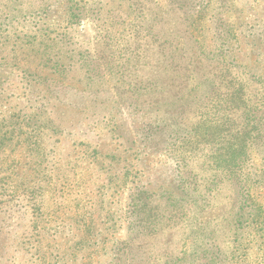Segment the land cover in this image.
Here are the masks:
<instances>
[{"label":"rangeland","instance_id":"rangeland-1","mask_svg":"<svg viewBox=\"0 0 264 264\" xmlns=\"http://www.w3.org/2000/svg\"><path fill=\"white\" fill-rule=\"evenodd\" d=\"M0 264H264V0H0Z\"/></svg>","mask_w":264,"mask_h":264},{"label":"trees","instance_id":"trees-1","mask_svg":"<svg viewBox=\"0 0 264 264\" xmlns=\"http://www.w3.org/2000/svg\"><path fill=\"white\" fill-rule=\"evenodd\" d=\"M239 106V105H238ZM225 123H227V120H226V122ZM225 123H223V124H225ZM153 129L154 130H157V131H155V132H158L159 131V129H161V125H157V126H154L153 127ZM167 129H169V131H168V133H167V135H168V138H174L176 141H185L186 143H188L187 141H186V135H185V132H186V130L185 129H183V128H181V127H175L174 128V124L173 123H171V124H168V123H166V128L164 129V130H167ZM231 129H232V127H231ZM149 130H152V129H149ZM191 133V132H190ZM152 132L150 131V133H148V136L146 137V139H148L149 137H152ZM17 167H16V164L14 163V165H12V168H10V169H12V171L14 172L15 171V169H16Z\"/></svg>","mask_w":264,"mask_h":264}]
</instances>
